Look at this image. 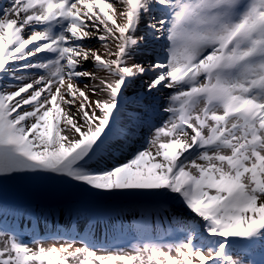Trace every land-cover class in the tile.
Wrapping results in <instances>:
<instances>
[{"label": "snow or ice", "instance_id": "snow-or-ice-1", "mask_svg": "<svg viewBox=\"0 0 264 264\" xmlns=\"http://www.w3.org/2000/svg\"><path fill=\"white\" fill-rule=\"evenodd\" d=\"M0 264H264V0H0Z\"/></svg>", "mask_w": 264, "mask_h": 264}, {"label": "rangeland", "instance_id": "rangeland-1", "mask_svg": "<svg viewBox=\"0 0 264 264\" xmlns=\"http://www.w3.org/2000/svg\"><path fill=\"white\" fill-rule=\"evenodd\" d=\"M134 91L135 89H129V91L127 92V95H132Z\"/></svg>", "mask_w": 264, "mask_h": 264}]
</instances>
